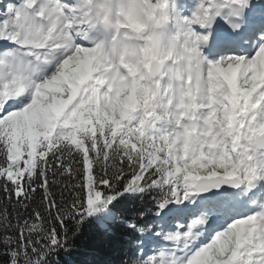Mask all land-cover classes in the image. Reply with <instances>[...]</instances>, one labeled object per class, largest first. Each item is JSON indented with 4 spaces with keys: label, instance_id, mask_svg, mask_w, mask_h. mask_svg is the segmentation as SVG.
Returning <instances> with one entry per match:
<instances>
[{
    "label": "snow or ice",
    "instance_id": "6c2138e0",
    "mask_svg": "<svg viewBox=\"0 0 264 264\" xmlns=\"http://www.w3.org/2000/svg\"><path fill=\"white\" fill-rule=\"evenodd\" d=\"M86 227L101 264H264V0H2L0 264Z\"/></svg>",
    "mask_w": 264,
    "mask_h": 264
},
{
    "label": "trees",
    "instance_id": "16d2710c",
    "mask_svg": "<svg viewBox=\"0 0 264 264\" xmlns=\"http://www.w3.org/2000/svg\"><path fill=\"white\" fill-rule=\"evenodd\" d=\"M106 254L107 248L98 241L95 228L86 227L84 235L77 240V250L71 253V258L76 264H101Z\"/></svg>",
    "mask_w": 264,
    "mask_h": 264
},
{
    "label": "rangeland",
    "instance_id": "374dc122",
    "mask_svg": "<svg viewBox=\"0 0 264 264\" xmlns=\"http://www.w3.org/2000/svg\"><path fill=\"white\" fill-rule=\"evenodd\" d=\"M0 3H2V0H0Z\"/></svg>",
    "mask_w": 264,
    "mask_h": 264
}]
</instances>
